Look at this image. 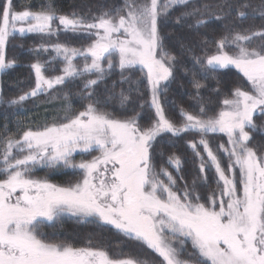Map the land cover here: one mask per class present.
<instances>
[{
    "label": "snow or ice",
    "instance_id": "1",
    "mask_svg": "<svg viewBox=\"0 0 264 264\" xmlns=\"http://www.w3.org/2000/svg\"><path fill=\"white\" fill-rule=\"evenodd\" d=\"M177 8L182 10L175 23L196 33L232 17L241 23L264 20V0L256 6L249 0H222L215 6L197 0H122L91 17L59 14L54 0L36 11L16 10L14 0H0V74L16 66V59L7 57L6 46L17 34L58 38L60 32L84 33L91 41L81 48L57 42L30 49L36 56L49 51L55 56L30 65L35 86L29 91L13 99L0 93V104L19 106L82 80L77 95L83 110L73 111L67 104L59 122L28 127L19 138H0V264H148L139 257L112 255L91 236L78 246L42 231L65 216L111 226L129 240L147 245L162 258L161 264H264V152L250 146L252 133L264 134V124L257 123L264 120V25L241 29L235 23L225 24L218 39L205 35L195 45L183 38L178 41L182 52L193 54L199 73H193L191 80L193 110L180 107L177 122L165 107L177 57L166 49L160 31L162 21ZM254 41L259 43L252 46ZM197 47L202 55H195ZM78 57L84 60L82 66L75 63ZM53 61L63 65L60 74L46 76V65ZM232 68L247 84L231 88L220 109L209 115L200 94L201 80L216 79L218 71ZM117 69L120 80L109 88L106 81ZM137 69L140 79L126 75ZM118 83L129 84V94L139 92L145 83L153 113L148 126L141 124L143 111L117 116L106 110L118 95L120 108L127 112L130 95L123 89L117 94ZM62 98L68 100L69 92L63 91ZM139 107L143 110L144 104ZM17 126L22 121L17 120ZM4 127L7 131V124ZM210 133L224 134L226 144L214 150L207 139ZM165 136L192 137L186 143L199 165L191 186L185 182L183 188L177 187V180L184 179L179 175L184 162L175 153L167 157V167L157 170L156 159L164 153L156 146L167 142ZM78 151L100 154L75 164L72 157ZM61 166L81 170L82 179L63 187L33 176L38 167ZM209 169H214L217 190L201 202L198 181L207 185ZM168 236L183 238L180 249ZM187 241L192 251L181 258Z\"/></svg>",
    "mask_w": 264,
    "mask_h": 264
},
{
    "label": "trees",
    "instance_id": "2",
    "mask_svg": "<svg viewBox=\"0 0 264 264\" xmlns=\"http://www.w3.org/2000/svg\"><path fill=\"white\" fill-rule=\"evenodd\" d=\"M47 0H14V7L16 10H24L29 8L33 11L39 10ZM222 0H197L198 4H210L217 5ZM254 6L259 5L261 0H249ZM122 0H54V5L59 14L70 15L76 12L80 15H98L99 12L105 8L111 9L119 6ZM182 9H175L172 11L170 16L162 21L160 25L161 35L165 38L166 49L172 54L176 55L177 63L174 69L175 80L173 81L166 97V112L167 114L176 120L180 121L178 110L180 107L191 111L192 105L196 102L194 100L195 89L191 85L193 73H199L198 66H194L192 60V53L182 52L178 41L183 38L186 44H198L205 35L208 39H218L225 33V24L231 26L233 23L238 24L241 29L254 28L258 29L264 25V20L257 17L254 20H247L243 23L235 17L230 18L225 22H213L206 29H201L199 33H196L186 26L177 25L175 23V17L180 14ZM217 10L218 9H215ZM68 43L69 45L81 48L86 47L91 41L86 37L84 33H71V32H60L59 36H42L41 34L29 33L23 36L17 34L14 38L10 39L6 46V54L9 59L15 58L17 63L13 69L8 70L4 74H0V93H2L5 99H13L23 94V92L29 91L35 86V73L31 69L30 65L37 60L41 63L52 60L55 56L54 52H42L39 56H36L30 49L38 48L41 44H53V43ZM259 41H254L252 46H256ZM213 47L214 45H209ZM231 51V49H229ZM203 53L197 47L195 49V55H202ZM78 66H82L84 60L82 57H78L75 61ZM47 71L46 76L59 75V69L63 65L59 61H53L51 64L46 65ZM131 75L133 80L140 79L142 74L137 69ZM216 79L201 80L203 87L200 89V94L204 101L208 104L210 109L209 115L214 114L221 107V101L225 95H229V90L237 85H246L247 82L242 80L241 74L234 68L227 70H220L216 74ZM94 78V77H93ZM197 75V79H199ZM120 80L119 70L117 69L106 81L109 88L114 81ZM146 83V82H145ZM145 83H142L140 91H133L130 94L128 89L129 84H117L115 92L118 94L122 89L126 94L130 95V102L128 104L127 112L122 110L119 106V96L112 100L107 111L113 112L117 116L132 115L134 111H143L145 113L144 118L141 120L143 126H148L150 118L153 113L148 108V101L150 95L145 87ZM82 80H76L72 84H69L66 88L59 90H49V92L42 94L35 98H30L25 101L22 105L8 107L6 104H0V138L5 135H14L19 138L22 132L28 127L33 129L42 127L45 124H51L54 120L59 122L64 112V107L67 104H71L73 111L83 110V101L79 98L77 93L80 91ZM104 84L100 85V89L103 90ZM135 88L136 85H131ZM59 88V86H58ZM219 89V93L213 91V89ZM247 90V89H246ZM69 92L68 100L62 98V92ZM59 97V98H57ZM140 104H144L143 110L139 107ZM7 117V119H5ZM17 120L22 121V126H17ZM258 124H264V120L257 119ZM5 124H7V131L5 130ZM253 140L250 144L251 147L256 148L258 152H264V134H261L258 130L252 133ZM192 137L185 136L184 138H171L165 136L163 139L167 142H161L157 144V151H163V158L157 157L156 165L159 171L160 166L167 167L165 163L167 157L173 153L180 156L183 163V167L180 176H183V180H177V187L183 188L185 182L191 186L194 178L198 176V165L199 161L194 157L191 149L187 146L186 141ZM199 139V137H196ZM207 139L211 146L215 150L219 144H226L227 137L222 133L209 134ZM2 147V145H0ZM94 151L91 153L77 152L72 157L73 161L86 160L91 157ZM227 157L223 156L222 164H227ZM173 171L172 168L168 169ZM80 170L71 167H58L54 169L50 168H37L33 176L35 178L47 179L49 182L57 184L59 186H67L75 183L80 178ZM173 175H177L173 171ZM208 181L206 186H201L198 181L197 191L201 195V202H206V198L210 192L217 190L215 182L214 169H209L207 172ZM3 178V177H0ZM48 235L54 239L66 240L73 242L78 246H82L86 243L89 236L92 237L93 243L99 246L106 247L110 254L117 255L123 253L130 257H139L142 260H147L145 246L141 241L129 240L122 234H118L115 229L106 228L91 224H70L62 223L59 227L49 230ZM149 253V252H148ZM158 260V259H155ZM148 261V260H147ZM158 260L152 264L159 263Z\"/></svg>",
    "mask_w": 264,
    "mask_h": 264
},
{
    "label": "rangeland",
    "instance_id": "3",
    "mask_svg": "<svg viewBox=\"0 0 264 264\" xmlns=\"http://www.w3.org/2000/svg\"><path fill=\"white\" fill-rule=\"evenodd\" d=\"M99 154L100 153L98 151H94V154L91 157H88L86 160H90V159H92L93 156H97ZM79 162H81V161H77V160L76 161H73V163H75V164H78ZM80 173H81L80 178L77 181H79V180L82 179V175L83 174H82L81 170H80ZM67 186H70V185H67ZM67 186H63V187H67ZM66 222L67 223H70V224H75V225H78V224H91V225L99 226L96 223L78 222L77 218H75V217L65 216L62 219V221H60V222H58V223H56V224H54L52 226L45 225L42 228V231L45 232V233H47V235H48L49 230H52L54 228H57L62 223H66ZM104 227H106V228H112L111 226H104ZM166 235H168V234H166ZM48 236H49V238H53L50 235H48ZM168 239H169V242L172 244L173 247H176L177 249H180V247H181L180 240L183 239L182 237H175V238H173L171 236H168ZM142 244H143V242H142ZM143 245L145 246L146 250H148V252H149V253L147 252L146 257H145L148 260V261L146 260L148 262V264H152V263H154V262H156L158 260H162V258H160L156 253H154L153 250L149 249L147 247V245H145V244H143ZM191 251H192V249H191V242L190 241H187L186 244H185V249H184V252H183L181 258H186L187 257V253L188 252H191ZM155 259H158V260H155ZM156 264H161V262L159 261V263L157 262Z\"/></svg>",
    "mask_w": 264,
    "mask_h": 264
}]
</instances>
